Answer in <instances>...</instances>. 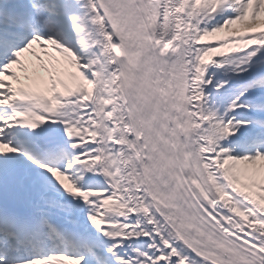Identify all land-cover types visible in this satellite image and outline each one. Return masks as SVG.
<instances>
[{"label": "snow or ice", "instance_id": "6c2138e0", "mask_svg": "<svg viewBox=\"0 0 264 264\" xmlns=\"http://www.w3.org/2000/svg\"><path fill=\"white\" fill-rule=\"evenodd\" d=\"M0 264H264V0H0Z\"/></svg>", "mask_w": 264, "mask_h": 264}]
</instances>
